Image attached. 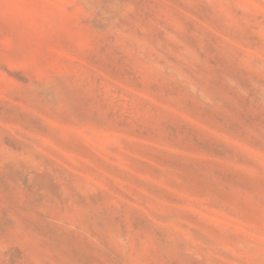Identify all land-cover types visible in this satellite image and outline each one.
Wrapping results in <instances>:
<instances>
[{"label": "rangeland", "instance_id": "rangeland-1", "mask_svg": "<svg viewBox=\"0 0 264 264\" xmlns=\"http://www.w3.org/2000/svg\"><path fill=\"white\" fill-rule=\"evenodd\" d=\"M0 264H264V0H0Z\"/></svg>", "mask_w": 264, "mask_h": 264}]
</instances>
